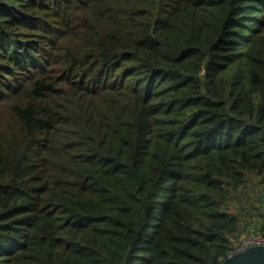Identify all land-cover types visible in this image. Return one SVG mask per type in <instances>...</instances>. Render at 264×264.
Wrapping results in <instances>:
<instances>
[{
	"label": "trees",
	"instance_id": "trees-1",
	"mask_svg": "<svg viewBox=\"0 0 264 264\" xmlns=\"http://www.w3.org/2000/svg\"><path fill=\"white\" fill-rule=\"evenodd\" d=\"M251 175L264 0H0V264H221Z\"/></svg>",
	"mask_w": 264,
	"mask_h": 264
},
{
	"label": "rangeland",
	"instance_id": "rangeland-1",
	"mask_svg": "<svg viewBox=\"0 0 264 264\" xmlns=\"http://www.w3.org/2000/svg\"><path fill=\"white\" fill-rule=\"evenodd\" d=\"M246 181L228 206L231 213L239 216L242 225L239 239L233 240V246L246 237L264 232V183L256 175L249 176Z\"/></svg>",
	"mask_w": 264,
	"mask_h": 264
},
{
	"label": "water",
	"instance_id": "water-1",
	"mask_svg": "<svg viewBox=\"0 0 264 264\" xmlns=\"http://www.w3.org/2000/svg\"><path fill=\"white\" fill-rule=\"evenodd\" d=\"M221 264H264V246L250 247L242 252L232 254Z\"/></svg>",
	"mask_w": 264,
	"mask_h": 264
},
{
	"label": "built area",
	"instance_id": "built-area-1",
	"mask_svg": "<svg viewBox=\"0 0 264 264\" xmlns=\"http://www.w3.org/2000/svg\"><path fill=\"white\" fill-rule=\"evenodd\" d=\"M255 246H264V232H261L253 237L251 236L242 239L239 242L234 254L242 252L250 247H255Z\"/></svg>",
	"mask_w": 264,
	"mask_h": 264
}]
</instances>
